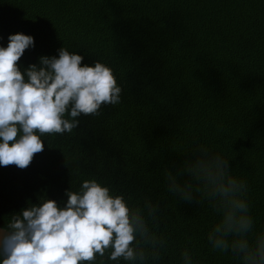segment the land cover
Instances as JSON below:
<instances>
[{
    "label": "trees",
    "instance_id": "16d2710c",
    "mask_svg": "<svg viewBox=\"0 0 264 264\" xmlns=\"http://www.w3.org/2000/svg\"><path fill=\"white\" fill-rule=\"evenodd\" d=\"M16 32L34 37L21 71L67 47L82 65H109L121 92L70 133L43 134L26 167L0 166V226L40 198L63 206L66 190L95 178L157 203L165 264L184 248L195 264H239L206 241L212 209L173 196L165 173L194 144L221 152L246 182L253 232L264 230V0H0V45Z\"/></svg>",
    "mask_w": 264,
    "mask_h": 264
},
{
    "label": "clouds",
    "instance_id": "9594fccd",
    "mask_svg": "<svg viewBox=\"0 0 264 264\" xmlns=\"http://www.w3.org/2000/svg\"><path fill=\"white\" fill-rule=\"evenodd\" d=\"M7 39L0 45V166L24 168L43 150V134L70 133L80 114L118 104L121 88L109 65H82L83 56L67 47L21 71L17 61L34 37L16 32ZM191 150L176 172L165 173L167 191L184 201L195 194L212 209L205 235L213 251L239 264H264V230L253 232L246 182L221 152L203 144ZM66 195L63 206L40 198L12 215L0 229V264H165L170 241L151 198L132 202L95 178ZM172 264H195L193 254L184 248Z\"/></svg>",
    "mask_w": 264,
    "mask_h": 264
},
{
    "label": "water",
    "instance_id": "95a60500",
    "mask_svg": "<svg viewBox=\"0 0 264 264\" xmlns=\"http://www.w3.org/2000/svg\"><path fill=\"white\" fill-rule=\"evenodd\" d=\"M0 229H5V230H6V228H4V227H2V226H0Z\"/></svg>",
    "mask_w": 264,
    "mask_h": 264
}]
</instances>
